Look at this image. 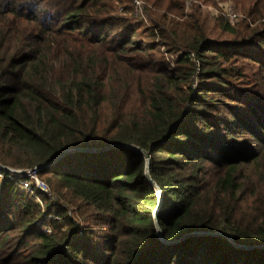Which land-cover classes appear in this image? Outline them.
I'll return each mask as SVG.
<instances>
[{
  "label": "trees",
  "instance_id": "obj_1",
  "mask_svg": "<svg viewBox=\"0 0 264 264\" xmlns=\"http://www.w3.org/2000/svg\"><path fill=\"white\" fill-rule=\"evenodd\" d=\"M143 1L0 0V264H264V0Z\"/></svg>",
  "mask_w": 264,
  "mask_h": 264
},
{
  "label": "built area",
  "instance_id": "obj_2",
  "mask_svg": "<svg viewBox=\"0 0 264 264\" xmlns=\"http://www.w3.org/2000/svg\"><path fill=\"white\" fill-rule=\"evenodd\" d=\"M133 3H134V7H135V11H137L138 8H141L142 9V6H141V1L140 0H132ZM143 15V12L141 13ZM226 17H228L229 21L231 22H234L236 21L237 19V13L235 11H233L232 9H228L227 11H224L223 13ZM141 16V15H140ZM7 166V165H6ZM10 169L12 170H9L11 172H17V173H20L19 171L22 170V169H18V168H14V167H10L8 166ZM15 170V171H14ZM31 179L34 180V182L36 183L37 187L39 189H41L42 191L44 192H49V189H48V186L41 180H39L36 175H35V172H32V173H28L27 174ZM1 176V174H0ZM31 184H32V181L31 180H22L21 181V186L22 188L24 189H29L31 187Z\"/></svg>",
  "mask_w": 264,
  "mask_h": 264
},
{
  "label": "rangeland",
  "instance_id": "obj_3",
  "mask_svg": "<svg viewBox=\"0 0 264 264\" xmlns=\"http://www.w3.org/2000/svg\"><path fill=\"white\" fill-rule=\"evenodd\" d=\"M141 1V6H142V9L141 8H138L137 9V11H135V7H134V3H133V1L131 0V2H132V4H133V7H134V13L136 14V16H138V17H141L142 19H144L145 20V7H146V3L143 1V0H140ZM187 4H189V3H187ZM200 6H201V8L204 10V12H209L210 14H212V15H214V14H222V15H224L223 13H224V11H227L228 9H232V10H234L233 9V7H232V4L230 3V2H227V1H220V3H218L217 5H210V4H202V3H200ZM121 8H119V10H120ZM143 12V15L141 14ZM141 15V16H140ZM237 18L239 17V16H241L239 13H237ZM135 16V17H136ZM224 17H226L225 15H224ZM226 18H228V17H226ZM231 22V21H230ZM235 22V21H234ZM234 22H232V23H234ZM40 180V179H39ZM42 181V180H41ZM46 184V183H45ZM70 213H72V211H70Z\"/></svg>",
  "mask_w": 264,
  "mask_h": 264
},
{
  "label": "water",
  "instance_id": "obj_4",
  "mask_svg": "<svg viewBox=\"0 0 264 264\" xmlns=\"http://www.w3.org/2000/svg\"><path fill=\"white\" fill-rule=\"evenodd\" d=\"M135 147H136L138 150L142 151V152L144 153V155L147 157V162H146V167H145V174L147 175V177H148L149 180H152V178H151V176H150V173H149V155H148L147 151H145V150H144L143 148H141V147H137V146H135ZM69 150H70V149L65 150L62 154L68 152ZM92 150H94V149H92ZM62 154H60L59 156H57V157H56L54 160H52L51 162L47 163L45 166L50 165L52 162H54L55 160H57ZM40 167H41V166H37V167H35V168H30V169H22V170H20L19 172H20V173H24V174H28V173L36 172ZM0 168H4V169H7V170H12V169H10L8 166H6V165H0ZM14 171H15V170H14ZM153 183H154V186L156 187L157 191L159 192V196H160L159 204H160V202H161V197H162V193H161L159 187L157 186V184H156L154 181H153ZM157 210H158V208H157ZM155 222H156V225H157V227H158V223H157V220H156V215H155ZM158 229H159V228H158ZM218 234H220V233H218ZM159 235H160L161 238L163 237V233H162V231H161L160 229H159ZM224 236L228 237L232 242H234L233 239H232L229 235L224 234ZM236 245H237V244H236ZM237 246L245 247V246H243V245H237Z\"/></svg>",
  "mask_w": 264,
  "mask_h": 264
}]
</instances>
